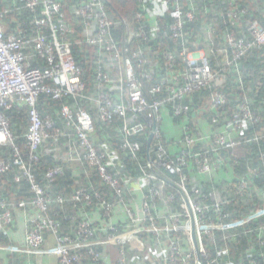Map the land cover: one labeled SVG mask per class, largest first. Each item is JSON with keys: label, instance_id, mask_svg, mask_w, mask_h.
<instances>
[{"label": "built area", "instance_id": "2783aa9c", "mask_svg": "<svg viewBox=\"0 0 264 264\" xmlns=\"http://www.w3.org/2000/svg\"><path fill=\"white\" fill-rule=\"evenodd\" d=\"M134 1L140 5L135 13L136 21L150 19L152 23L149 30L141 24L137 33L131 32L130 29L123 31L118 24L119 21L131 25L117 12L111 1L82 0L74 7L79 18L78 22L85 31V42L95 47L94 54L100 65L96 76L100 93L96 96L86 94L87 86L82 78L83 70L74 59L72 41L69 38L73 29L65 22L59 24L54 20V14L61 7L59 0H18L30 10H36L38 6L43 5L42 16L33 21L41 30L33 35L23 31L18 34H8L5 26L0 22V145L10 146L15 151V158L12 161L0 158V173L10 170L12 163L18 166L33 184L36 196L32 204L37 208V213L22 210L26 216L23 241L20 244L0 242V258H6L7 254L18 253L25 255L24 264H45L46 258L50 260L56 258L58 264H82L83 257L76 254L75 249L104 244L110 251L111 246L118 247L119 264H144L145 259L151 264H218L211 256L207 246L208 241L216 245L219 254L229 255L228 231L264 215V207H260L242 219L229 221L227 219L229 214H225L222 209L229 204V199L224 198L217 190L210 194L203 193L197 187L199 179L182 173V170L189 165L188 158H193L197 170L204 176L219 170L223 158L216 161L209 158L208 153L211 151L218 153L220 150L237 147L242 141L226 131L215 133L213 136L202 134L196 137L188 134L184 138V144L191 147L196 141H201L206 145L205 153L194 156L190 151L180 150L181 155L176 156V151L174 153L171 148L164 145L163 135L159 129L165 116L161 113L164 104H175V114L178 116L188 113L189 104L179 101H184L194 93L211 87L219 73L226 72L237 64L248 48L264 46V25L259 22H252L249 25L252 36L250 42L246 41L244 36L238 39L235 33L227 34L228 48H222L225 59L221 65L217 64L218 71L212 67L210 60L211 54L216 50L215 43H210L214 42L216 37V31L212 27H208L206 32L200 34L208 42V44L204 43L205 51L211 49V54L206 52V55H201L183 50L176 57L165 47V44H161L160 50L154 51V56L162 54L160 55L163 56L162 66L172 75L165 80L161 79L158 84L151 87L150 91H147L142 85L140 75L145 63L143 51L141 48L131 46V42L137 36H143L145 40L154 39L166 33L167 28L175 36H181L184 34L185 20L193 21L195 13L185 11L181 0ZM111 10L116 12L118 17H115ZM167 14L174 19L171 24L159 21ZM2 15L3 12L0 13V16ZM229 15L232 24H236L242 20L244 12L241 9H231ZM121 32H124L122 38H120ZM190 55L193 56L191 59L188 58ZM33 61L43 62L44 65H33ZM157 62L155 60L153 63ZM150 74L146 76L151 78ZM168 84H171V87ZM166 86L168 92L165 99L151 97V93L161 94L166 90ZM116 90L120 91V95L116 97L108 92ZM42 94L54 99L68 96L76 100L87 99L98 108L100 120L112 122L116 117L123 120L121 132L126 139L121 150L126 153L123 154L110 146L99 152L93 138L97 130L92 112L82 107L75 109L69 105H63L61 108V114L68 125L77 132L79 139L70 148L69 156L79 167H96L103 184L118 196L117 203H110L101 192L96 193L99 204L105 210L104 216L112 217V225L120 223L119 226L124 228L121 232L110 234L103 239L92 240L94 231L89 228L88 222L83 221L80 223V232L76 239L61 237L59 234L60 224L56 223L55 218L49 214L50 204L53 201L63 203L64 198L59 196L53 200L46 194L45 188L35 184L31 166L23 158V152L17 145L16 136L6 113V110L12 108L15 103L30 107L26 137L28 155L30 161L35 164L39 160L37 153L44 141L53 134H56V137L60 134L58 130H53L52 118L42 116L37 108ZM210 100L213 122L218 123L222 115L220 110L227 103V96L215 90L210 95ZM250 105L249 99L241 103L235 120L225 128H229L230 125L243 130L250 124H258L261 118L255 115ZM155 127L156 131L150 146L148 145L147 156L142 158V154L139 153L145 144L135 138L146 135L149 139ZM130 137L135 140H130ZM263 137V133L258 134L254 138L246 139L245 142L260 141ZM127 154H131L133 159L139 161L141 173L138 177L126 172L123 178L120 169L118 174L113 171L122 164V159ZM261 157L264 160V149H261ZM163 169L173 174L182 173L181 180L174 183L167 179ZM60 170L59 167L51 168L47 175L52 177ZM252 173H256V170H252ZM84 174L90 175L88 171H84ZM16 179L19 180L20 176ZM249 184H251L249 179L241 177L236 190L244 195ZM169 186L177 190L176 194L166 192ZM257 193L264 197V191L258 189ZM126 194L130 196V202L126 201ZM82 196L90 203V197L84 188L78 189L73 199L80 200ZM175 199L179 202L177 210L173 211L170 204ZM160 202L168 208L158 210ZM0 209L3 210L0 232L8 234L6 225L14 223V212L17 208L13 211V207L0 198ZM160 218L164 219V222H161ZM43 230L52 233L55 245H46L47 240ZM220 231L225 232L221 237V241L225 243L219 245L217 232ZM193 233L196 234V240L193 239ZM147 235L154 236L153 242L149 238L143 240ZM126 245H129L132 251L145 253V259L142 260L137 252L129 255L124 250L119 251L120 247ZM94 254L97 258L98 254Z\"/></svg>", "mask_w": 264, "mask_h": 264}, {"label": "trees", "instance_id": "16d2710c", "mask_svg": "<svg viewBox=\"0 0 264 264\" xmlns=\"http://www.w3.org/2000/svg\"><path fill=\"white\" fill-rule=\"evenodd\" d=\"M61 7L54 14L56 23L65 22L73 31L69 34L72 41V53L75 61L83 70V81L86 83L87 95L96 96L100 93V88L96 76L99 72V64L95 57V47L87 44L84 37V28L79 24V18L74 10L75 5L82 0H59ZM111 1L115 9L130 23L119 21L118 24L122 30L130 29L131 32H138V27L143 24L147 30L150 29L152 21L150 19L136 21L135 13L139 10L140 5L134 0H106ZM185 11L195 13L193 21L185 20L184 34L175 36L169 28L166 33L152 39L145 40L143 36H137L131 46L141 48L144 66L140 71L141 82L145 90L151 89L160 80H165L171 77L172 73L162 66V58L160 55L154 56V51L160 48L161 44H165L171 54L177 55L183 51H192L197 49L199 43H205L203 34L208 27H212L216 31L214 42L217 48L213 54L211 49H206L208 54H211V64L216 71L217 62L221 63L225 59V53L222 48L227 46V34L235 33L238 39L243 36L246 41H252V36L249 31V25L252 22H259L264 25V0H181ZM43 5L37 7L36 10H30L18 2V0H0V22L6 27L7 33L18 34L21 31L29 35L35 34L39 29L34 23V19L42 16ZM231 9H241L244 16L239 23L232 24L229 12ZM7 10V11H6ZM115 17H118L116 12L111 10ZM62 16V18H61ZM160 22L171 24L174 19L163 16L159 19ZM46 31V30H45ZM47 32V31H46ZM124 36V32L120 33V38ZM208 44V42H206ZM211 46V45H210ZM207 47V46H206ZM160 50V49H159ZM230 51V49H229ZM223 58V60H222ZM157 60V63H153ZM177 60H181L177 58ZM33 65H44L43 62L33 61ZM151 73V78L146 76ZM171 87V84H168ZM168 86L161 94H152L153 99L163 100L167 97ZM215 90L227 96V103L222 107V115L218 123L213 122V116L210 112V105L205 104V101L210 100V95ZM113 97L120 95V91H108ZM249 99L252 111L256 116H259L258 124H250L246 129L240 130L227 124H231L239 112V105ZM190 106V111L182 116L175 114V104L166 103L161 109V113L165 114L163 121L159 127L163 135V143L171 148V151H176L175 155H181L180 150L190 151L192 155L204 154L206 147L205 143L196 141L193 146L189 147L185 142V137L188 134H193L196 137L202 134L213 136L215 133L223 131L229 132L232 137L242 141L240 145L226 150L208 153V157L214 160L223 158L222 165L219 170L212 171L210 174H200L197 170V165L193 158H188L189 165L182 170L184 175L196 177L199 179L197 187L205 194L217 190L224 198L229 199V204L223 206V212L229 214V221L233 219H242L258 208L264 207V197H261L257 190L264 191V160L261 157V149H264V137L260 141L245 142L246 139L254 138L258 134H264V46H252L247 49L246 53L238 60L237 64L229 68L226 72H220L218 77L213 81L211 87L201 90L199 93H194L188 99L179 101ZM63 105L70 107H79L88 109L92 112L95 124L96 135L93 136L94 143L98 151H103L104 148L110 146L116 150L126 153L121 150L126 136L121 132L123 120L121 118H113L112 122H104L99 119L96 107L89 100L79 99L68 96L62 99H54L51 96L42 94L38 101V110L42 116H50L54 122L53 130L60 132L59 136L53 134L46 139L40 147L37 155L39 160L33 164L28 155V140L26 133L29 127V111L28 105L15 103L12 108L7 109L6 113L10 120V127L16 136L17 145L23 152L26 163L31 166L32 174L35 177V184L46 189V194L53 200L62 196L63 203L53 201L50 204L49 214L55 218L56 223L60 224L61 237L76 239L80 232V223L86 221L89 223V228L94 231L92 240L106 238L110 234L121 232L120 223L112 225V217L104 216L105 210L99 204V198L96 193L101 192L110 203H117L118 196L114 194L100 177L96 167L88 166L86 168L75 165L71 160L70 148L78 142L77 132L74 131L67 123L65 117L61 114ZM166 112H165V110ZM168 111V112H167ZM195 137V138H196ZM135 139L140 140L145 145L139 154L142 158L147 156L148 136L142 135ZM130 137V140H135ZM131 154H127L122 159V164L114 168V173L118 174V169L121 170L123 178L126 172L131 176L138 177L141 173L139 161L133 159ZM153 155V153H152ZM0 158L13 160L15 151L10 146L0 145ZM177 161V159H176ZM59 167L61 170L55 172L52 177L47 174L51 168ZM256 170V173H252ZM84 171H88L90 175H85ZM165 177L174 183L181 180L182 173H170L162 170ZM17 176L20 179L17 180ZM241 177H246L250 180L248 189L244 195L236 190V185ZM86 189V194L90 197V203L87 202L84 196L80 200H74L73 197L78 189ZM192 188V186H190ZM167 193L176 194L177 190L174 187H167ZM36 192L33 189L31 181L23 175V172L15 164H11L10 170L0 173V198L6 203L16 208H21L31 213H37V208L32 204ZM126 201H131L129 195L125 196ZM24 202V204H21ZM178 199H175L170 207L173 211L178 208ZM21 204V206H20ZM158 210L168 208L163 202L159 203ZM0 209V220L1 213ZM14 223L6 225L9 230L8 234L0 232V242L11 243L13 229L16 226L18 214L16 212ZM211 217L213 215L211 214ZM164 222V219H161ZM18 225V222H17ZM31 225V224H29ZM114 227V229H113ZM25 225L20 229L22 234L25 232ZM46 238V245H55V239L52 233L43 230ZM224 231L217 232V243L224 244L221 237ZM229 242L230 254H219V250L215 244L210 241L207 244L211 251L212 258L216 259L218 264H264V215L239 227L230 229ZM149 238L153 242L154 236L147 235L143 240ZM148 239V240H149ZM118 247L111 246V251L104 244H97L84 248L75 249L74 252L83 257L82 264H119L117 262ZM124 250L127 254L139 253L142 260L145 258V253L142 251H132L129 245L120 247L119 251ZM98 254L96 255L92 253ZM55 258H46V263L53 264ZM57 261V259H56ZM25 255L13 253L7 254L6 258H0V264H24ZM55 264V263H54ZM58 264V261L57 263ZM144 264H151L145 259Z\"/></svg>", "mask_w": 264, "mask_h": 264}, {"label": "crops", "instance_id": "0c3cea01", "mask_svg": "<svg viewBox=\"0 0 264 264\" xmlns=\"http://www.w3.org/2000/svg\"><path fill=\"white\" fill-rule=\"evenodd\" d=\"M18 214V218L16 220V226L14 227L13 229V233H12V244H20L22 241H23V238H24V235L22 234V231H21V227L24 225V221L26 220V216L23 214L22 212V209L21 208H17L15 210V214ZM17 222H18V225H17ZM52 263L56 264L57 261H56V258L53 259Z\"/></svg>", "mask_w": 264, "mask_h": 264}, {"label": "rangeland", "instance_id": "374dc122", "mask_svg": "<svg viewBox=\"0 0 264 264\" xmlns=\"http://www.w3.org/2000/svg\"><path fill=\"white\" fill-rule=\"evenodd\" d=\"M204 45H205L204 43H199V44L197 45V47H196L197 49L192 50L191 53L193 52V53H200L201 55H206L207 53H206V51H205V47H204ZM227 46H228V45H227ZM227 46H226V47H227ZM214 47H215V46H214ZM217 48H218V47H217ZM217 48L215 47V49H217ZM192 57H193L192 55L188 56V58H190V59H191ZM222 60H223V58H222ZM217 64H220V65H221V63H219V62H217ZM206 103L210 105V104H211V100H209L208 102L205 101V104H206ZM219 196H221V195L219 194Z\"/></svg>", "mask_w": 264, "mask_h": 264}, {"label": "water", "instance_id": "95a60500", "mask_svg": "<svg viewBox=\"0 0 264 264\" xmlns=\"http://www.w3.org/2000/svg\"><path fill=\"white\" fill-rule=\"evenodd\" d=\"M156 131V127L153 129V131L150 133V136H149V139H148V145L150 146L152 140H153V136H154V133ZM193 239L196 240V234L193 233Z\"/></svg>", "mask_w": 264, "mask_h": 264}, {"label": "clouds", "instance_id": "9594fccd", "mask_svg": "<svg viewBox=\"0 0 264 264\" xmlns=\"http://www.w3.org/2000/svg\"><path fill=\"white\" fill-rule=\"evenodd\" d=\"M6 28V27H5Z\"/></svg>", "mask_w": 264, "mask_h": 264}]
</instances>
